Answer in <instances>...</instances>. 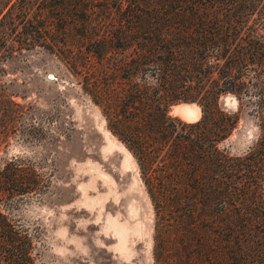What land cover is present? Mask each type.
I'll return each mask as SVG.
<instances>
[{"label":"trees","instance_id":"16d2710c","mask_svg":"<svg viewBox=\"0 0 264 264\" xmlns=\"http://www.w3.org/2000/svg\"><path fill=\"white\" fill-rule=\"evenodd\" d=\"M23 1L1 13L0 58L54 51L103 107L154 208V263L264 264V0H45L40 13ZM178 103L201 118L171 117ZM23 112L12 101L2 116ZM243 118L258 138L233 154ZM23 162L0 172V264H37L32 235L3 212L44 191Z\"/></svg>","mask_w":264,"mask_h":264},{"label":"rangeland","instance_id":"374dc122","mask_svg":"<svg viewBox=\"0 0 264 264\" xmlns=\"http://www.w3.org/2000/svg\"><path fill=\"white\" fill-rule=\"evenodd\" d=\"M16 2L24 4L0 0V19ZM53 5L37 0L35 9ZM12 31L11 41H17ZM102 82L105 99V77ZM12 101L24 112L6 120L2 109ZM227 106L236 103L228 98ZM188 107L194 112H185ZM169 114L186 122L202 116L190 103L172 106ZM258 134L254 122L243 118L228 147L242 153ZM17 160L31 164L45 188L3 212L32 235L37 264H155L154 208L135 158L108 129L103 107L79 77L43 46L0 58V172Z\"/></svg>","mask_w":264,"mask_h":264},{"label":"bare ground","instance_id":"6f19581e","mask_svg":"<svg viewBox=\"0 0 264 264\" xmlns=\"http://www.w3.org/2000/svg\"><path fill=\"white\" fill-rule=\"evenodd\" d=\"M234 103H236V101H234ZM188 111H189V112H192V111L194 112V109L191 108V107H190V108H189V107H188V108H185V112H188ZM130 209H131V208H130ZM131 210H132V209H131Z\"/></svg>","mask_w":264,"mask_h":264}]
</instances>
